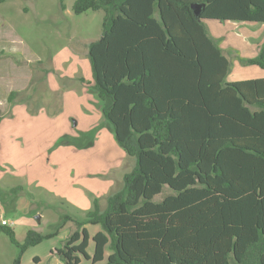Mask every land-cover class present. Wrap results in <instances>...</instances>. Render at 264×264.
Here are the masks:
<instances>
[{
    "label": "trees",
    "instance_id": "trees-1",
    "mask_svg": "<svg viewBox=\"0 0 264 264\" xmlns=\"http://www.w3.org/2000/svg\"><path fill=\"white\" fill-rule=\"evenodd\" d=\"M72 8L104 11L101 38L88 45L91 88L135 166L105 207L95 198L82 219L62 212L52 232L29 229L21 242L1 223L18 248L9 264L69 221L52 251L65 264L99 262L108 244L107 264H264V78L228 81L231 62L205 22L264 23V0H75ZM245 62L264 68V43ZM88 223L102 226L93 255Z\"/></svg>",
    "mask_w": 264,
    "mask_h": 264
},
{
    "label": "rangeland",
    "instance_id": "rangeland-1",
    "mask_svg": "<svg viewBox=\"0 0 264 264\" xmlns=\"http://www.w3.org/2000/svg\"><path fill=\"white\" fill-rule=\"evenodd\" d=\"M74 1L0 0V114L17 115V122L8 117L6 133L0 130V216L4 209L3 217L16 223L11 226L19 236L24 231L21 221L30 216V205L25 203L42 207L43 202L51 201L62 212L80 219L85 215L71 205H62L65 199L48 198L39 182L20 184L28 176L66 194L73 192L71 178L78 183L77 172H84L86 178H80L89 183L85 189L92 187L90 190H96L103 201L104 195L118 189L124 175L135 166V158L117 142L112 125L99 116L100 100L88 83L93 81L88 45L101 38L104 11L76 14ZM205 22L212 36L219 38L220 46L224 42L246 45L236 22ZM15 91L16 97L10 98ZM11 128L15 137L10 135ZM69 142L80 149L69 151ZM78 164L83 168L75 170ZM17 186L23 191L12 190ZM169 192L165 188L164 194ZM86 194L89 197L88 190ZM17 200L21 202L15 209L11 205ZM54 226L43 233L52 232ZM73 227L69 221L63 228L70 233ZM17 253L9 236L1 233L0 264L11 263Z\"/></svg>",
    "mask_w": 264,
    "mask_h": 264
},
{
    "label": "crops",
    "instance_id": "crops-1",
    "mask_svg": "<svg viewBox=\"0 0 264 264\" xmlns=\"http://www.w3.org/2000/svg\"><path fill=\"white\" fill-rule=\"evenodd\" d=\"M233 22L237 23L236 28L238 29V31H240L241 33H244L242 35L244 38H246L247 43L246 45L245 43H242L241 46H236L233 44L225 45V42H224L223 45L221 46L223 53L228 57V59L231 62V69L227 77V80L232 82V81H240V80H247V79L264 78V68L263 67H259L258 65L249 64L245 62V60L248 58L256 57L260 51L261 44L264 43V23L248 22V21H233ZM243 30L244 32H242ZM216 39H219V38L216 36ZM258 67L260 69H256ZM33 77H34V72H33ZM86 82L84 83L86 84ZM89 82L92 84L93 81H88V83ZM98 107L100 106L98 105ZM99 109L100 111L98 112V114L99 116L103 117L101 107ZM14 115H16V113H14ZM14 115L10 114V116L6 115L2 118L0 122V130H2L5 133L9 130V128L5 126V123L6 121L10 123V120L13 121V119H15L14 121H16L17 115L16 116ZM8 117H10V120H8ZM16 126L17 125L15 123V132H17ZM13 129L14 128L10 129V135H13L12 134ZM13 137L15 136L13 135ZM74 145H75L74 143H71V144H67L66 147L69 151L73 150L74 152H77L78 149L80 148L75 147ZM78 168L82 169L83 165L78 164L75 170H78ZM77 174H78V183H76L75 180L71 178L73 183H72V188L70 190H72L73 192H67L66 194L60 192L56 188H53L57 190V191L56 190L54 191L53 189L49 188L46 184H42L39 178L37 177L28 176L27 181L24 180L25 182L22 181L20 184L25 186L24 183H26L27 185L29 183L31 185V183L39 182V186H42L45 193L48 194L47 195L48 198L53 199V200L58 199L60 201L65 199L62 202V205H71L75 209H79L84 212H87L94 207L95 198H99L101 206L105 207L106 205L104 204V200L106 201L108 194L114 189H112L107 194H105L104 195L105 199L101 201L102 199L99 197L100 195L97 194L96 190L95 192L90 190L92 188L90 187L87 189L90 194L88 197V194H86L87 190L85 189V187L88 186L89 183L85 180H82V178H80L81 175L84 178H86L83 175L84 172L81 174L78 171ZM21 177L22 176H20V178ZM60 184H62V180L60 181ZM73 184H76V186H74ZM80 186H84V187L81 188ZM20 202H21L20 200H17L16 202L12 203L11 207L17 209L19 207ZM25 205L27 206L30 205L28 207V212L30 216H26L23 219V221H21L22 228L24 229L22 236H19V234L17 233V230L15 229L17 233V237L21 242L25 240L26 233L29 229H35L37 231L44 232L46 231V228L48 226L55 227L54 224L57 225L61 220V217H62L61 214H62L63 209L62 208L58 209L57 205H55L51 201L43 202L42 204L43 208L40 206V204H36V203L34 204L25 203ZM3 210L0 216L1 218L0 223H2L3 220H7L10 225L14 226L16 223L13 220L10 221L8 218L3 217L4 216ZM86 227L88 228L90 232L88 253L90 255H93L95 252V247H96L93 237L99 231L102 230V226L100 224L88 223L86 224ZM65 228H63L62 232H60L58 235L51 237L50 239L44 240L34 246L29 247L23 255L22 264H65L64 261L59 256V254L52 252L53 250L60 248L63 244V241L69 236L70 234L69 230L68 229L64 230ZM112 252L113 251L110 245L108 244L105 248V256L102 262L99 261V262L94 263L92 260H89L83 257L80 264H107L108 258ZM16 255L13 256V259L16 257Z\"/></svg>",
    "mask_w": 264,
    "mask_h": 264
},
{
    "label": "water",
    "instance_id": "water-1",
    "mask_svg": "<svg viewBox=\"0 0 264 264\" xmlns=\"http://www.w3.org/2000/svg\"><path fill=\"white\" fill-rule=\"evenodd\" d=\"M192 7H193V9H194V12H195L197 15L200 14V12H201L200 4H198V3H193V4H192Z\"/></svg>",
    "mask_w": 264,
    "mask_h": 264
},
{
    "label": "built area",
    "instance_id": "built-area-1",
    "mask_svg": "<svg viewBox=\"0 0 264 264\" xmlns=\"http://www.w3.org/2000/svg\"><path fill=\"white\" fill-rule=\"evenodd\" d=\"M3 224H9V222L7 220H3L2 221ZM10 225V224H9Z\"/></svg>",
    "mask_w": 264,
    "mask_h": 264
}]
</instances>
